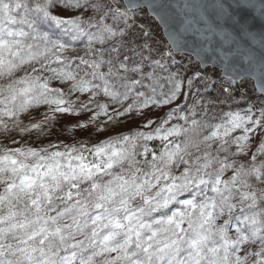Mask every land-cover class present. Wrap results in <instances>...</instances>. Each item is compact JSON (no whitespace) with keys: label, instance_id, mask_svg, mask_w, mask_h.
<instances>
[{"label":"snow or ice","instance_id":"1","mask_svg":"<svg viewBox=\"0 0 264 264\" xmlns=\"http://www.w3.org/2000/svg\"><path fill=\"white\" fill-rule=\"evenodd\" d=\"M133 7L139 5L0 0V130L11 131V124L21 137H39L59 115L90 114L75 127L94 125L104 134L122 118L145 117L146 109L186 97L179 73L163 62L170 52L150 60L125 44L127 29L119 25L129 26ZM149 7L163 20L173 5L152 0ZM216 8L226 14L224 5ZM259 10L264 16V4ZM41 25L70 42L86 41L85 56L66 55L71 43ZM259 43L264 48V36ZM258 70L264 94V59ZM75 93L87 99L71 100ZM41 107L47 108L43 119L25 125L21 118ZM198 107L194 101L185 113L176 103L157 119L145 117L139 128L90 146L33 147L13 138L18 146L0 147V264H264V101L253 106L258 116L249 107L243 115L224 113L219 122ZM154 140L162 145L159 154L148 146ZM249 152L247 163L231 159Z\"/></svg>","mask_w":264,"mask_h":264},{"label":"rangeland","instance_id":"2","mask_svg":"<svg viewBox=\"0 0 264 264\" xmlns=\"http://www.w3.org/2000/svg\"><path fill=\"white\" fill-rule=\"evenodd\" d=\"M119 3L123 5L122 0H119ZM75 13H64V15H74ZM91 15V12H86L83 15V19H88ZM129 21L126 26L123 23L119 25L120 28L127 29V35L123 38L126 45L129 47H135L137 52H142L143 56H148L150 60H160L163 53L170 52L169 56L164 57L163 62L170 65V71L178 72L180 77L182 78V91L188 93L186 97L181 96L180 99L176 103H180L184 108L185 113H187V109L193 106V102L196 101L199 105L197 111L200 109L207 107L206 116L208 118L216 117L217 119L214 122H219V118L223 116L224 113L228 112H240L242 115L244 114V110L252 107L255 115H259V111L257 107H253L254 105H261V102L264 101V95H261L256 92L253 82L251 80H242L241 82H232L228 79L221 77L220 73L211 70L210 68L201 69L197 62H195L191 56L186 54L174 55L168 44L166 43L161 29L156 23V21L150 17L144 8L133 10L129 12ZM105 23L112 25L113 21L108 19ZM49 28L47 32L51 34L54 38L56 34L54 30ZM42 31H46V28H41ZM94 31V29H90ZM147 31L149 33L148 37H145L143 33ZM62 33V32H61ZM61 39V37H59ZM66 42L69 41V37L65 35L63 39ZM114 41L106 42L103 47L107 48ZM71 48L66 52L68 56H85L86 51V41H75L70 42ZM147 45V48L142 49L141 45ZM95 47L99 48L101 45L97 44ZM150 49V51H149ZM74 50V51H73ZM128 55H132L128 53ZM88 58V57H85ZM137 60L140 59L139 56L135 57ZM173 61L175 62L173 64ZM78 62V61H77ZM148 61L145 62L147 64ZM145 71H151L149 68H145ZM45 75H49V73H45ZM161 76H166L167 73H160ZM192 78V86L188 87V80ZM165 83V90L167 88L166 81H162ZM52 87H60L63 90H67L68 85H61L57 81H53L51 84ZM73 101L86 100L87 96H80L79 93H75L70 95L69 97ZM101 102H105L104 97H98ZM128 101L126 103H130ZM176 103L169 105L165 108H152L145 110V117L151 119H157L159 116L163 115L171 108L176 107ZM119 107V106H117ZM111 111V109H110ZM47 112L46 107H41L39 109L31 110L30 116H24L21 119L25 125L34 122L35 120L43 119L42 113ZM90 114H81L79 117L77 116H68V115H59L57 122L53 123L52 128L49 130L48 128L44 129V135L37 136V134L33 133L31 135H24L23 137L19 134V129L12 128L11 124L9 127L11 131L5 133L0 130V147L2 146H10L16 147L18 145L12 144V139H16L20 141V143L27 142L29 145L33 147H44L50 143L54 144H74L78 141L84 142H93L99 143L101 140L108 139L109 136H117L120 133H127L131 129H137L140 127V124L144 122L145 117H136L134 119L122 118L119 122L113 123L109 126V129L104 133H97L95 130V126L92 125L88 130H81L75 125L78 122H85L87 117ZM134 115V114H133ZM199 118V116H197ZM104 118L101 117V120ZM177 121L173 120L172 123H176ZM183 123V122H180ZM155 127V124L152 125ZM144 131H149L150 129H141ZM240 132L237 131L234 135H239ZM260 139V134H258L251 142L250 148L252 151L255 150L257 146V141ZM143 151V149H139ZM230 151H235V148L230 149ZM157 154V153H156ZM159 154V153H158ZM223 155V154H221ZM251 158V152L247 156L244 157H232L231 159L237 160L238 163H247ZM137 159H143V157H137ZM147 159H151V154L147 156ZM259 159H264V157H259ZM182 170H175V174H179ZM231 175V172L225 174V178ZM231 233V232H230ZM234 234V233H231ZM246 247L249 250L255 248L254 245H247ZM114 255V254H112ZM97 261H102L103 257L96 258ZM251 259V258H250Z\"/></svg>","mask_w":264,"mask_h":264},{"label":"water","instance_id":"3","mask_svg":"<svg viewBox=\"0 0 264 264\" xmlns=\"http://www.w3.org/2000/svg\"><path fill=\"white\" fill-rule=\"evenodd\" d=\"M122 2L139 5L131 11L146 10L174 55H189L201 69L210 68L232 82L251 80L256 92L264 95L258 70L264 59V48L259 43L264 36V16L259 10L264 0H167L173 7L163 20L149 7L152 0ZM219 4L224 5L226 14L218 12ZM185 5L193 7L186 9Z\"/></svg>","mask_w":264,"mask_h":264},{"label":"trees","instance_id":"4","mask_svg":"<svg viewBox=\"0 0 264 264\" xmlns=\"http://www.w3.org/2000/svg\"><path fill=\"white\" fill-rule=\"evenodd\" d=\"M29 2L34 5L35 2H36V0H29ZM41 28H46V31H48L49 28H52L51 30H54V33L56 34V37H58V38L61 37L62 40L65 38V35L63 33H61V31L58 30V29H56L55 27H49L47 25H41ZM88 144L90 146L91 144H93V142H89ZM148 146H149V148L152 149L153 152H155L157 154L159 153V150L162 147V145L160 144V142L159 141H155V140L149 142L148 143ZM185 198H188V194L187 193L184 194L183 196L179 197V199H185ZM174 207H179V205L177 204ZM222 222H223V219H221L220 221H218V223H222ZM230 235H233L234 236V234H231V233H230Z\"/></svg>","mask_w":264,"mask_h":264}]
</instances>
